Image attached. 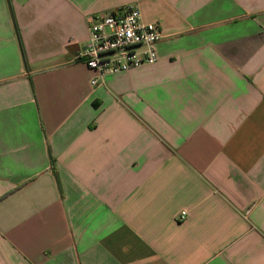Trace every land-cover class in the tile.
<instances>
[{
    "label": "crops",
    "instance_id": "0c3cea01",
    "mask_svg": "<svg viewBox=\"0 0 264 264\" xmlns=\"http://www.w3.org/2000/svg\"><path fill=\"white\" fill-rule=\"evenodd\" d=\"M129 4L158 61L93 86ZM0 264H264V0H0Z\"/></svg>",
    "mask_w": 264,
    "mask_h": 264
},
{
    "label": "built area",
    "instance_id": "2783aa9c",
    "mask_svg": "<svg viewBox=\"0 0 264 264\" xmlns=\"http://www.w3.org/2000/svg\"><path fill=\"white\" fill-rule=\"evenodd\" d=\"M88 24L89 40L77 60L97 72L93 86L108 75L157 63V44L163 38L160 25L145 22L137 4L90 16Z\"/></svg>",
    "mask_w": 264,
    "mask_h": 264
},
{
    "label": "trees",
    "instance_id": "16d2710c",
    "mask_svg": "<svg viewBox=\"0 0 264 264\" xmlns=\"http://www.w3.org/2000/svg\"><path fill=\"white\" fill-rule=\"evenodd\" d=\"M52 164H53V168H54V165H55V161H54V159H52Z\"/></svg>",
    "mask_w": 264,
    "mask_h": 264
}]
</instances>
